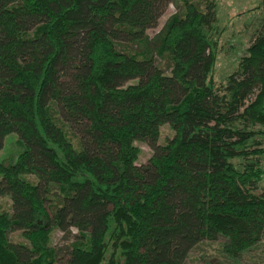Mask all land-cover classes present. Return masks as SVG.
Listing matches in <instances>:
<instances>
[{
    "label": "trees",
    "instance_id": "trees-1",
    "mask_svg": "<svg viewBox=\"0 0 264 264\" xmlns=\"http://www.w3.org/2000/svg\"><path fill=\"white\" fill-rule=\"evenodd\" d=\"M199 4L0 0V153L20 145L0 159V264H185L219 241L238 262L263 243L264 17L218 82L216 0Z\"/></svg>",
    "mask_w": 264,
    "mask_h": 264
},
{
    "label": "rangeland",
    "instance_id": "rangeland-1",
    "mask_svg": "<svg viewBox=\"0 0 264 264\" xmlns=\"http://www.w3.org/2000/svg\"><path fill=\"white\" fill-rule=\"evenodd\" d=\"M194 1L200 3V7L203 8L207 0ZM176 11L177 8L170 5L161 17L159 27L149 30L148 34L151 37L157 34L167 19ZM216 17L220 35L218 37L219 46L214 78L221 82L237 67L241 57L245 55L251 44V38L257 35L264 17L263 0H216ZM173 135V130L169 125L163 126L159 144L165 145L169 139H172ZM18 142L19 136L17 134L9 135L5 140V147L0 153V159L13 157L15 161L20 150ZM138 146L142 150L138 164H145L152 156L153 151L145 143H139ZM54 234V245L63 246L67 243L62 233L55 232ZM10 237L12 241L25 242L20 232L11 233ZM219 243L221 241L205 243L196 247L190 253L185 264H264V241L253 251L243 255L238 262L225 258L221 254ZM59 264L65 263L62 261Z\"/></svg>",
    "mask_w": 264,
    "mask_h": 264
}]
</instances>
